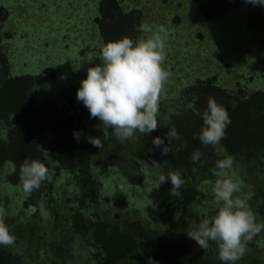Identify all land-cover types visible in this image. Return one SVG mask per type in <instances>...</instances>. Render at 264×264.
I'll list each match as a JSON object with an SVG mask.
<instances>
[{
	"label": "trees",
	"instance_id": "obj_1",
	"mask_svg": "<svg viewBox=\"0 0 264 264\" xmlns=\"http://www.w3.org/2000/svg\"><path fill=\"white\" fill-rule=\"evenodd\" d=\"M2 2L0 207L6 210L5 223L16 241L10 247L0 245V264H222L215 242L210 241L208 249L203 250L187 231L204 218L203 211L214 214L212 187L216 177L212 170L225 156L234 157L230 176L240 184L239 194L247 199L257 222L264 223V83L246 69V64L238 69L242 77L261 84L250 92V82L243 85L238 81L232 88L208 77L182 84L185 74L182 77L178 65H173L175 73L170 84L177 85L179 93L170 87V94L174 90L176 96L167 98V89L162 94L157 130L148 136L137 132L136 139L122 143L111 128L104 133L102 128L97 130L100 121L91 118L76 98L88 67L95 63L93 55L82 57V50L77 52L71 44L65 50L62 47V53L57 52L55 45L49 50L42 47V59L34 66L21 60L20 50L12 53L6 42L14 47L23 39L15 38L18 34L4 29L3 23L10 19L16 24L28 23L29 19L20 17L16 21ZM193 2L199 14L206 17L227 8H242L244 26L253 43L249 49L240 47L246 60L251 62L249 52L256 51L255 44L264 48V6L245 0ZM44 3L46 0L29 1L31 17V7L42 8ZM89 4L98 6L96 14L83 19L80 25L70 19L69 27L77 33L73 23L82 31L95 27L103 46L123 36L139 37L141 11H123L119 0H91L83 6L87 11ZM80 11L87 16L85 9ZM229 53L234 54L233 49ZM210 97L230 115L225 140L234 131L245 133L249 118L257 122L255 148H244L236 157L221 142L215 147L200 142L202 113ZM199 124L202 127L197 131ZM172 127L180 138L162 156L152 139L161 136L167 143L165 134ZM74 131L81 133L79 142ZM89 136L99 137L103 146L98 149L88 143ZM194 150L202 153L195 163L191 159ZM25 159L40 160L48 168V178L31 193H25L20 183V166ZM170 171L178 172L185 181L178 196L170 195V180L159 185L158 176ZM262 234L264 231L256 237L263 242H248L246 254L235 264H264ZM260 246L263 254H254Z\"/></svg>",
	"mask_w": 264,
	"mask_h": 264
},
{
	"label": "clouds",
	"instance_id": "obj_2",
	"mask_svg": "<svg viewBox=\"0 0 264 264\" xmlns=\"http://www.w3.org/2000/svg\"><path fill=\"white\" fill-rule=\"evenodd\" d=\"M245 2L264 6V0ZM137 30L144 35L135 39L123 36L102 47L100 62L88 67L87 76L82 79L76 94L77 101L88 109L90 117L100 121L95 126L97 130L102 128L104 133L105 129L111 128L122 143L136 139L137 132L148 136L157 130L159 104L170 76L164 66L169 30L164 25L153 28L147 23H141ZM202 119L198 138L202 144L215 147L226 138L231 123L228 110L210 97ZM168 129L167 143L161 136L152 139V145L161 149L162 156L167 155L169 145L180 138L174 127ZM74 138L79 142L81 133L74 131ZM87 142L98 149L103 146L99 137L89 136ZM201 155L199 150H194L192 161L198 162ZM153 164L158 167L155 160ZM233 164L232 156L216 161L212 170L216 177L212 187L214 214L203 211L204 218L197 225H190L187 231L188 237L203 250L208 249L210 241L215 242L222 264H235L246 254L248 242L264 231V223L257 222L247 199L236 195L241 186L230 176ZM47 178L48 168L40 160L25 159L22 162L20 183L25 193L37 190ZM169 180L172 185L170 195L178 196V189L185 181L178 172L158 176L159 185ZM6 215V210L0 207V245L10 247L15 244L16 236L5 223Z\"/></svg>",
	"mask_w": 264,
	"mask_h": 264
},
{
	"label": "rangeland",
	"instance_id": "obj_3",
	"mask_svg": "<svg viewBox=\"0 0 264 264\" xmlns=\"http://www.w3.org/2000/svg\"><path fill=\"white\" fill-rule=\"evenodd\" d=\"M3 1L11 10L13 16L17 17L16 21H19L20 17H28L29 19L28 23L16 24L11 19L3 23L4 29L18 34L15 38L20 37L23 39L19 40V43H15L14 47L11 45L12 42H6L10 49L12 47V53L20 50L21 60H27L34 66L39 59H42L40 57L42 52L39 51L42 47L49 50L56 45V51L62 53V47L65 50L71 44V47H76L77 52L82 50V57L87 58L88 54H92L95 63H99L98 60L103 45L100 35L95 31V27L93 30L85 27L82 31V28L73 23L72 25L77 27L80 32L77 33L69 23L72 19L74 22L77 21V25H80L83 19H88L86 17H92L98 12L96 4H89L88 11L86 7H83L91 0H68V2L67 0H46V3L41 5L42 8L31 5L32 17L29 13L30 0ZM119 2L123 11H141L140 24L147 23L153 28L164 25L169 30L170 35L166 42L167 55L164 65L170 73L169 82L167 81L165 85L167 98L176 96L177 92V85L170 84L175 73L173 65H178L182 77L185 74L182 84L190 83L197 78L206 79L207 77L215 78L214 82L219 85L223 84L232 88L238 81L243 85L251 83L252 79L250 77L243 78L238 70L243 63L247 66V68H244L249 69L256 75L257 79L261 78V83H264V48L255 44L257 46L256 51L250 50L249 52L250 63L246 60L247 55L243 53L245 51L240 48L242 46L244 49L245 47L249 49L251 48L249 47L250 44H253L244 26L245 15L242 8H227L223 12L217 11L212 17H206L199 14L193 0H119ZM80 8L85 9L87 16L83 15L84 13L80 11ZM57 18L59 21H56ZM87 22L89 25L90 21ZM138 34L139 37L144 35L141 32ZM53 49L55 50V48L51 50ZM231 49H233L234 54L229 53L227 55L226 52ZM240 58H243V60H240ZM67 64H69V61ZM66 67L69 70L68 65ZM255 83H251L252 86L248 87V92L256 86H261L260 82L255 81ZM170 87L175 88L176 92L173 90V94H170L172 90ZM201 127L202 124H199L196 130L199 131ZM244 128H248L245 133L240 134L237 131V134L234 131L228 140H221L228 153H235L233 156L238 157L241 155L244 148H249V150L255 148L254 141L258 134L257 128H259L257 122L253 118H249ZM238 152H241V154H237ZM252 179L254 180L256 177H252ZM236 195L241 196L242 194L237 193ZM252 240L263 242L262 239L256 236ZM261 247L253 253L263 254Z\"/></svg>",
	"mask_w": 264,
	"mask_h": 264
}]
</instances>
